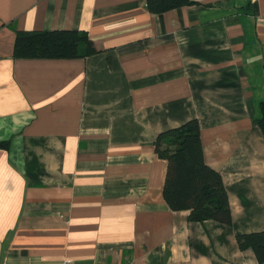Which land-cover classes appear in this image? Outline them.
<instances>
[{
  "label": "crops",
  "instance_id": "0c3cea01",
  "mask_svg": "<svg viewBox=\"0 0 264 264\" xmlns=\"http://www.w3.org/2000/svg\"><path fill=\"white\" fill-rule=\"evenodd\" d=\"M0 0V264H264V0ZM77 29L97 52L16 58L18 31ZM197 119L232 223L164 197L155 141Z\"/></svg>",
  "mask_w": 264,
  "mask_h": 264
},
{
  "label": "trees",
  "instance_id": "16d2710c",
  "mask_svg": "<svg viewBox=\"0 0 264 264\" xmlns=\"http://www.w3.org/2000/svg\"><path fill=\"white\" fill-rule=\"evenodd\" d=\"M192 4L191 0H147L156 14ZM88 34L77 29L18 31L14 48L16 58L85 57L96 53ZM257 119L264 135V102ZM158 156L168 162L164 197L172 210H190L189 218L204 222L215 219L232 223L228 193L222 175L204 158L201 127L197 119L162 132L154 143ZM242 250L252 248L264 262V231L237 235Z\"/></svg>",
  "mask_w": 264,
  "mask_h": 264
},
{
  "label": "built area",
  "instance_id": "2783aa9c",
  "mask_svg": "<svg viewBox=\"0 0 264 264\" xmlns=\"http://www.w3.org/2000/svg\"><path fill=\"white\" fill-rule=\"evenodd\" d=\"M51 264H74V262L70 259H66L62 262H59V263H51ZM93 264H103V263H100V262H96V263H93Z\"/></svg>",
  "mask_w": 264,
  "mask_h": 264
}]
</instances>
